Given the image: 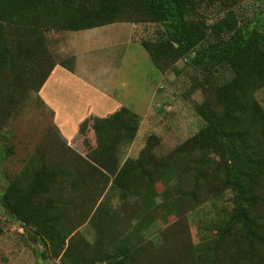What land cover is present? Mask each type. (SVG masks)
Listing matches in <instances>:
<instances>
[{"label": "trees", "instance_id": "16d2710c", "mask_svg": "<svg viewBox=\"0 0 264 264\" xmlns=\"http://www.w3.org/2000/svg\"><path fill=\"white\" fill-rule=\"evenodd\" d=\"M202 1L0 0V116H7L27 90L37 92L56 63L42 69L48 57L45 29L158 23L155 37L139 43L153 66L164 71L184 58L209 83V97L193 105L203 124L161 156L152 153L155 136L148 135L135 157L119 158V146L131 142L138 127V115L126 106L78 124L84 155L76 152L69 173L78 177L79 188H88V209L94 205L90 243L62 222L57 200L48 196L55 176L65 179V164L50 162L38 149L27 178L8 181L0 208L33 236L45 256L57 257L51 264H264V107L253 96L264 86V32L257 18L237 17L229 4L236 0H223L225 13L205 23L195 12ZM259 14L262 19L264 10ZM58 64L71 71L73 59ZM155 182L173 187L163 206L155 201ZM225 191L229 206L222 221L202 240L193 243L186 224L156 227L153 238L145 237L156 209L190 210ZM114 192L134 207V224H109L115 210L102 199Z\"/></svg>", "mask_w": 264, "mask_h": 264}, {"label": "rangeland", "instance_id": "374dc122", "mask_svg": "<svg viewBox=\"0 0 264 264\" xmlns=\"http://www.w3.org/2000/svg\"><path fill=\"white\" fill-rule=\"evenodd\" d=\"M229 4L239 19L257 18L264 32V17L258 19L259 13L264 10V0H236ZM199 5L195 12L203 14L205 23L225 13L223 0H204ZM160 27L154 22L132 21L76 31L45 29L42 33L48 54L42 62L44 71L55 62L69 63V59L74 58L72 52L83 50L78 56L83 70L92 71L95 82L112 100L120 101L138 114V127L131 140L132 145L129 142L119 146V158L135 157L148 135L155 136L152 153L155 156L164 155L203 124L193 105L209 97V83L184 58L175 60L164 71L157 70L139 44L141 40L154 38ZM223 76L227 77L228 72H224ZM253 96L264 107V86L257 89ZM66 98L75 103L73 98ZM3 105L7 106L6 103ZM10 111L7 116H0V193L14 176L27 178L37 164V150L40 149L50 162L65 164L68 171L62 173L65 179L55 176V182L61 181L63 184L54 182L48 192L49 198L58 201L54 205L65 219L62 222L75 226L76 235L82 236L88 243L92 242L95 233L90 225L93 219L89 216L94 205L91 210L88 209V188H79L78 177L70 176L77 151L69 145L70 150L64 147L65 139L54 124L55 117L33 90H27ZM67 127L73 128L72 124ZM77 136L82 144V135ZM82 149L84 151V147ZM213 161L219 163L217 157H213ZM154 189L155 201L160 206L174 193L173 187L163 186L159 182H155ZM102 203L116 212L109 224H116L118 228L134 224V207L122 204L115 192L110 196L105 193ZM228 206L229 193L225 191L220 196L207 198L192 209L178 213L163 214L160 207L153 212L154 219L149 223L152 225L144 231V235L153 238L156 227L186 224L189 237L195 243L213 233L212 225L222 221L223 210ZM0 227V264H51L57 261L56 256H45L33 236L1 208Z\"/></svg>", "mask_w": 264, "mask_h": 264}, {"label": "crops", "instance_id": "0c3cea01", "mask_svg": "<svg viewBox=\"0 0 264 264\" xmlns=\"http://www.w3.org/2000/svg\"><path fill=\"white\" fill-rule=\"evenodd\" d=\"M83 52V50L72 52L74 58L71 71L55 63L49 69L36 92L41 102L51 110L55 117L54 124L61 137L65 139V144L81 155H84V152L82 149L83 143L80 142L81 138L77 136L80 134L78 133V124L87 118L90 123L89 118L104 117L120 106H124L120 101L112 100L105 93L99 83L95 82L90 69L83 70L82 63L78 59L79 54ZM59 92H62V94L59 95ZM81 93H84V95H81ZM68 96L73 98L72 100L75 103L69 102L66 98ZM68 124H72L73 128L67 127ZM130 145H132V141Z\"/></svg>", "mask_w": 264, "mask_h": 264}]
</instances>
